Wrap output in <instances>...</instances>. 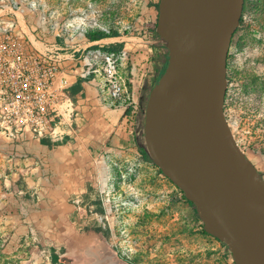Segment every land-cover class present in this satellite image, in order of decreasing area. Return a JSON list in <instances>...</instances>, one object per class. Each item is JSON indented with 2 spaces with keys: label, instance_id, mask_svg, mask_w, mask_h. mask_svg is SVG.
<instances>
[{
  "label": "rangeland",
  "instance_id": "obj_1",
  "mask_svg": "<svg viewBox=\"0 0 264 264\" xmlns=\"http://www.w3.org/2000/svg\"><path fill=\"white\" fill-rule=\"evenodd\" d=\"M157 2L0 0V9L17 7L19 30L62 47L83 43L93 30L118 32L129 43L122 72L133 110L125 122L129 144L96 141L86 166L78 165L84 157L70 154L86 146L78 131L52 149L36 143L14 157L0 139V264H54V254L94 264L93 254L104 250L131 264H235L227 246L203 232L195 208L139 152L146 100L164 69L157 74L148 65L156 54L144 52L155 47L149 25ZM228 79L227 118L264 178V0H245Z\"/></svg>",
  "mask_w": 264,
  "mask_h": 264
},
{
  "label": "water",
  "instance_id": "obj_2",
  "mask_svg": "<svg viewBox=\"0 0 264 264\" xmlns=\"http://www.w3.org/2000/svg\"><path fill=\"white\" fill-rule=\"evenodd\" d=\"M244 4L159 0L156 36L167 65L146 100L141 144L235 264H264V178L225 110L228 57Z\"/></svg>",
  "mask_w": 264,
  "mask_h": 264
},
{
  "label": "built area",
  "instance_id": "obj_3",
  "mask_svg": "<svg viewBox=\"0 0 264 264\" xmlns=\"http://www.w3.org/2000/svg\"><path fill=\"white\" fill-rule=\"evenodd\" d=\"M1 7L7 17L0 15V139L11 156L76 133L79 112L69 91L79 81L96 85L110 109L132 105L122 72L125 49L107 51L89 39L70 47L37 39L18 29L16 6Z\"/></svg>",
  "mask_w": 264,
  "mask_h": 264
},
{
  "label": "crops",
  "instance_id": "obj_4",
  "mask_svg": "<svg viewBox=\"0 0 264 264\" xmlns=\"http://www.w3.org/2000/svg\"><path fill=\"white\" fill-rule=\"evenodd\" d=\"M149 36L150 38H154L155 47L149 48L147 51L144 52L145 54H156L155 56L157 58L154 59L153 57H151V61L148 65H153V70L156 71V73L158 74L162 71L165 66L166 50L163 47L162 43L158 41L156 35L154 36L152 34H149ZM143 37L145 38L147 37V35H144ZM144 38H139L135 40V42L148 43L149 39ZM128 40H132V38H128ZM98 41V44H102V46H105L104 49H107L111 46H118L119 44H123L124 47L122 50H126L129 46V43H126L125 38L121 36L104 38ZM140 45L141 44L137 46ZM137 56H141V53H139ZM78 84H80L83 88L84 95L78 97L75 100L77 110V106H80L79 109H81L82 111L79 112L78 110L79 116L75 128L76 132L78 131L79 133H81V135L84 136V138H81L83 139L84 144L86 146H81L79 148L75 147L74 150L72 149L73 151H71L70 154H73V156L75 155L79 158L84 157L86 160L84 159L83 162H79L78 165L86 166L88 156L91 154L90 146L93 145V143H96V141L99 140V142H104V140L106 139L109 140L110 138H113L116 145L120 147H125L129 144L127 132L128 128H126L127 125L125 123L128 116L126 114L127 107H125L124 105L115 109L108 108L103 102L100 91L96 85L90 82L79 81L78 83H75L74 86ZM132 88L134 89V86ZM108 132H110V134H108ZM40 146L42 149H50L47 145L40 144ZM60 148L61 146H58L57 149L51 150V153L56 154ZM101 148L103 149V147Z\"/></svg>",
  "mask_w": 264,
  "mask_h": 264
},
{
  "label": "trees",
  "instance_id": "obj_5",
  "mask_svg": "<svg viewBox=\"0 0 264 264\" xmlns=\"http://www.w3.org/2000/svg\"><path fill=\"white\" fill-rule=\"evenodd\" d=\"M158 5H159V0L155 4V8H156L157 12H158ZM156 26H157V19H156V22H154L151 25H149L150 31L153 32V33H155V34H156ZM118 36H120V35L116 31L113 32V33H106L104 31H100V30H93V31H90L89 33H87V38L90 41H98V40H101V39H104V38L118 37ZM123 47H124L123 44H119L118 46H111V47H109V48H107L105 50L118 52V51H121L123 49ZM166 65H167V63L165 64V67H166ZM165 67H164V69H165ZM164 69H163L162 73L164 72ZM69 92H70V95L73 97L74 100H76L78 97L84 95V90H83V88L81 87L80 84L72 87ZM132 113H133L132 108H128L127 109V112H126L127 116L128 117L129 116H132ZM42 144L43 145H47L50 149L53 148L52 147L53 145H51L49 143V141H47V140H43L42 141ZM138 147H139V152L143 156V159L146 160V161L152 162V160H151L150 156L148 155V153H147L144 145H142V144L139 143V146ZM17 191H18V189H15V192H17ZM183 198H185V197H183ZM202 229H203V225H202ZM203 232H204V230H203ZM80 260L81 259L78 258V257H74V258L61 257V256H59L57 254H54L53 257H52V261H53L54 264H77L78 262H80Z\"/></svg>",
  "mask_w": 264,
  "mask_h": 264
},
{
  "label": "flooded vegetation",
  "instance_id": "obj_6",
  "mask_svg": "<svg viewBox=\"0 0 264 264\" xmlns=\"http://www.w3.org/2000/svg\"><path fill=\"white\" fill-rule=\"evenodd\" d=\"M160 171V170H159ZM167 180L172 183L168 178ZM173 184V183H172ZM177 188V187H176ZM178 189V188H177ZM180 196L183 198L184 195L183 193L178 189ZM181 198V200H182ZM185 202H187V200H185V198H183ZM93 259L94 261L96 260V262L94 264H131V262L122 257L120 254L116 253L115 251H101L99 253H94L93 254ZM110 259V261H109Z\"/></svg>",
  "mask_w": 264,
  "mask_h": 264
}]
</instances>
